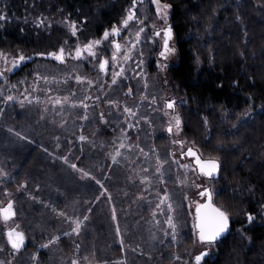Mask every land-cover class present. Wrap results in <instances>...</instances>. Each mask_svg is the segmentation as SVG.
Instances as JSON below:
<instances>
[{"label": "trees", "instance_id": "trees-1", "mask_svg": "<svg viewBox=\"0 0 264 264\" xmlns=\"http://www.w3.org/2000/svg\"><path fill=\"white\" fill-rule=\"evenodd\" d=\"M143 1L136 0L135 5L139 6ZM160 1L171 5L170 23L178 63L171 66L168 73L172 84L178 87V94L186 98L179 108L183 136L187 142L195 141V148L203 158L218 156L222 161V171L214 182L217 190L214 203L229 212L230 231L214 246L208 264H264V0ZM131 8L133 0H0V10L8 17L0 20V51L10 56L22 52L31 57L36 56V52L56 50L61 45L74 49L78 43L101 38L104 30L114 24L122 28L121 21ZM37 17L47 18L44 26H37ZM69 21L77 22L76 37L71 36ZM59 64L43 57L34 58L18 70L17 77L21 79V73L27 69L31 71L44 65L53 68ZM58 71L55 72L58 74ZM249 108V116L244 117L243 113ZM0 110V145H15L4 149L3 159L10 167L14 163L21 169L8 184L13 190L18 189L14 194L15 217L17 221L27 223L29 216L28 226L21 222L26 244L16 255L9 256L11 260L17 258L22 263L28 255L35 254L36 261L39 258L41 264H53L54 250H50L49 245L42 247L53 236L58 239L51 244L52 249L59 248L65 257L69 252H79L76 245L82 246L79 252L82 264H137L128 261L126 255L130 258L140 255L146 259V255L151 256L153 260H144L145 264H181L186 258L192 235H185L177 245L155 247L144 236L146 231L137 235L133 233V239H124L126 250L124 248L123 256L115 233L110 226L106 227L112 223L107 198L100 194V188L92 181L78 182L77 173L71 167L76 163L82 168L81 164L89 153L84 145L75 147L73 153L67 143L59 148L60 153L54 143L52 149L41 151L43 139L51 133V130L47 133L48 123L28 116L26 119L20 117L28 121L22 125L19 118L12 119L7 115V109L0 106ZM16 132L29 137V141L16 136ZM101 137L113 139L110 131ZM94 145L97 146L98 142ZM59 156L68 157V163ZM101 160L100 150L92 153L88 161L95 165L92 174L99 171ZM100 173L101 176L109 174L107 184H117L121 179L107 167ZM23 178L25 182L31 180L30 185L26 182V188H18ZM37 185H42L41 192L46 190V193L38 194ZM25 197H34L43 203L44 200L50 201L45 209L50 212L51 219L43 220L41 214L44 211L40 212L35 201L37 208L32 215L31 211L28 214ZM95 197L99 199L94 201ZM113 198L117 203L116 194ZM174 198L177 200L178 196ZM75 199L81 203L94 201L88 203L93 208L79 235L71 233L73 224L67 220V216H74L68 205ZM54 209L63 210L67 216L57 219ZM249 212L254 214L251 223L246 215ZM180 213L189 223V233L188 213L181 207ZM145 214L149 212L145 211ZM121 226L122 229H131L132 223L126 220ZM3 239L1 237L6 248ZM174 254L182 259H173Z\"/></svg>", "mask_w": 264, "mask_h": 264}, {"label": "rangeland", "instance_id": "rangeland-1", "mask_svg": "<svg viewBox=\"0 0 264 264\" xmlns=\"http://www.w3.org/2000/svg\"><path fill=\"white\" fill-rule=\"evenodd\" d=\"M163 5L164 3L160 1L159 6L161 12L157 13V5L154 4L152 0H144L141 5L136 6L134 9L135 16L129 21L126 28L123 29L118 26L121 28V35L117 40L123 47L119 53L121 59L118 61L117 66H113L111 63V56L114 51L111 40L116 39L115 36L110 37L108 40H104L102 44L98 46V58L107 57L110 61L106 72H101L99 70L98 58H91L85 53L84 56L77 59L73 52V54L67 56L63 62L56 61L52 57H43L57 63L59 62L60 64L53 68L44 65L43 67L39 66L32 68L31 71L27 69V71L21 73L22 78L18 79V70L26 63L32 62L34 58H40V56H31L30 59L21 62L16 67H12L11 64V60L14 56L7 54V64L2 58H0V70L12 68V71H5V75L0 76V106L1 108L7 109L6 113L7 115L9 114L12 119L19 118L22 125L25 122H28L24 120L28 116L38 117L39 120L48 123L49 132L47 131V133H50V130L51 133L48 137L43 139L44 144L40 145L41 151L52 149L54 143L58 149L56 150L60 153L59 148L63 146V143H67L69 147H71L69 151L73 153L75 147L80 148L84 145L89 153L81 164V167L85 171L90 172L91 175L87 177L83 176L82 173L78 171V169H80L78 166L77 169H75L77 173V181L79 182L87 179L92 181L100 188V194L107 198L109 214L111 217L110 220L112 223L111 225L107 224L106 227L108 228L110 226L111 230L115 233L116 243L120 245V248V237L116 234L117 226H119L122 236L125 237H123V239L127 240L128 238L133 239V233H136L137 235L141 232L145 233L146 231L144 236L149 239L155 247L160 244L163 246L165 244L167 247L169 244L177 245L185 235L190 234L192 235V241L190 242L189 247L186 248V258L181 261V264H184L185 261L190 260L196 253L203 250V247L199 243H193L195 203L197 201L203 202L204 199L198 195L199 189L195 187V184H201L215 190L216 187L214 186L215 180L206 179L204 176L197 173L196 168L192 164V160L187 157H180V146L174 145L172 141L174 139L185 140L183 136V126H181L180 133H176L174 129L173 134H169L166 130V126L172 119V116L177 112L180 114L179 108L186 102V98L178 94V87H175L172 84L168 73L169 68L178 63L175 38L171 43V46L176 49L175 54L171 55L166 60H161L157 57L159 47L157 42L155 43L154 41V33L155 30L166 27L171 15V8L165 10L163 9ZM164 11H167V16L164 15ZM141 28H143L144 31L140 33L139 40L137 41L136 33ZM132 41H137L134 47ZM129 48H132V51L129 53L130 60L124 61L122 59L123 53L128 51ZM65 49L66 51L73 50L68 48ZM141 59L143 60V64L138 68L137 64ZM158 61L161 64H166L167 67L161 69L158 66ZM119 64H123L126 72L123 76L118 77L115 84H111L113 72L120 71ZM141 69H143L141 75H135V72L141 71ZM58 70H60V73ZM55 71H58V74ZM36 73L40 74L39 78ZM77 74L88 77L93 83L88 84L87 81L78 83L74 79ZM44 76H47L48 79H43L42 77ZM102 85L103 88H101ZM129 88L132 89V93L127 95L126 93H128ZM9 95L13 96L14 99L10 101L5 100L4 98ZM85 96L89 97L88 100L84 101V103L89 105L87 111L84 109L83 105L79 103V101L84 100ZM153 96L158 98L157 102H153ZM25 97H27V99H25ZM65 97H67V99H65ZM92 97H99V100H93L91 99ZM173 98L176 100L175 109H166L164 106L165 100ZM56 100H59L60 103H55ZM108 100L116 101L117 104H108ZM125 105L132 107L133 111L137 113V116L130 117L127 113H124L123 108ZM101 113L104 114L107 121L106 123L101 120ZM85 115L87 116V119H81V117H84ZM144 116L148 117L147 121L142 119ZM20 117H23L24 119ZM137 120L139 121V127L129 129L128 123L135 124ZM122 129H128L127 133L123 132ZM106 131H110L113 135V139L107 140L101 137ZM80 135H84L87 139L81 141L79 139ZM125 136L128 137L126 140L124 139ZM121 140H123L125 144L131 143L133 146L139 144L140 147L143 148V152H140V150L135 147L132 149H128L127 147L121 148V155L117 158V162H114L111 159L110 154L119 147ZM96 141L98 142V145L93 146ZM57 144H59V147H57ZM33 145L38 146L37 143H33ZM13 146L15 145H0V169H3L8 173L6 176H0V204L6 203L9 198L14 199L16 196L14 194H16L18 190L17 188L13 190L8 184L13 180L14 175L17 172L19 173L21 169L14 163L13 165L9 163L11 165L10 167L7 164V161L5 162L3 159L4 149L7 150L8 147L11 148ZM189 146L190 144L185 143L184 150L186 151ZM97 150L101 151V162L103 161V163L100 165L99 171L92 174V169H94L95 165H91L88 161L92 157V153ZM196 150L198 151V149ZM49 153L55 158H58L56 154H53L50 151ZM170 153L175 154L177 162L172 161ZM157 156H159L162 161H166L164 164L159 165L162 168L165 183L160 182L158 174L155 172V169L158 166L156 159ZM181 164H189L191 167H179L178 165ZM106 167L109 168L111 173H116V175L121 176L119 183L114 185L106 183L109 179V174L106 173L101 176L100 173L104 171ZM144 169H148V172L145 173L143 171ZM10 170L12 171L13 177L11 176ZM145 174L150 177V180L147 182L141 180V177ZM93 177L101 181L103 188L101 187V184L96 183V179H93ZM24 179L25 178H23L22 184H24V188H26V182L27 185H30L31 180L29 182L26 179L25 182ZM181 181H183V183H181ZM145 184L148 186L145 187ZM40 186L39 188L36 187L37 193L45 194L46 190L41 192L42 188ZM5 188L8 189L11 196L5 194ZM165 189L168 191L174 213L179 219L181 225L180 239L176 244L171 242L170 236L165 237L164 235V230L168 228L167 224L164 223L168 212L167 202L161 205L163 212L156 209V205L160 203L159 197L163 195ZM216 192L217 190L215 193ZM109 193L111 194V202L109 201ZM114 194L118 197L117 203L114 202ZM89 195L91 196V193H89ZM186 195L188 197L187 199H185ZM175 196H178L177 200L174 198ZM34 199L36 198H24L25 203L29 206L28 214L31 211L32 215V212L37 208L34 204L35 201L41 210L40 212L44 211L42 214L38 213L41 214L43 220L48 218L51 219L50 212L45 209L46 204L50 203V201L44 200L45 203H43L40 200ZM96 200H98L97 197H95L94 201ZM94 201L91 199L81 203V201L76 199L71 200L68 208L69 212L74 214V216H71L73 220L83 219L84 216H87L88 219L84 220L83 224L88 222L89 214L93 208V206L90 207L88 203ZM119 203L121 204V207H119ZM179 206L186 209L190 218L191 229L189 233H187L189 230L187 224L189 223H187V219L181 215ZM113 207H115L117 212V219L115 221L112 219ZM89 209H91V211H89ZM154 209H156L155 216L153 215ZM145 211H148L149 214H145ZM51 214L54 215V212H51ZM27 217L29 222V216ZM32 217L36 218V216ZM55 217L57 219H62V216H60L58 212ZM126 220H129V223H132L131 229H122L121 223ZM157 221H159V223H157ZM21 222L22 224L24 223V226H28V222L25 223L24 220ZM21 222L17 221L16 217H13L12 220L7 222V224L0 220V260L11 262V264H34L32 259L33 255H28L25 258V262L22 263H20V260L17 258L10 259L11 255L17 254V251L11 250V246L7 244L6 236L4 234L5 229L9 226L15 227L16 225H19L20 230H22ZM133 222L135 223V227L133 226ZM83 234H85V232ZM1 237L4 238V245L6 248L3 247ZM96 237H98V235ZM26 240L27 239L25 238V244ZM161 241H164V243H161ZM81 248L82 246H79L76 249H79L80 252V250H82ZM124 248L123 250L121 248L123 256ZM49 249L54 250L53 261H51L53 264H72L73 259L77 260L78 264H82L83 260L81 255H79V252L73 254L69 252L68 256L65 257L59 248L52 249L51 244H49ZM86 249L87 248H85V251L88 250ZM213 252L214 247L211 249V254L207 257L208 259L212 258ZM1 254L6 255V257L4 256L3 258ZM146 256L147 259L140 255L132 256L131 258L126 255V258L128 261L137 262V264H145L144 260H153L151 256ZM84 261H86V258ZM35 264H41L39 258L38 261L35 259Z\"/></svg>", "mask_w": 264, "mask_h": 264}, {"label": "snow or ice", "instance_id": "snow-or-ice-1", "mask_svg": "<svg viewBox=\"0 0 264 264\" xmlns=\"http://www.w3.org/2000/svg\"><path fill=\"white\" fill-rule=\"evenodd\" d=\"M152 2L154 4L157 5V13L161 12V8H160V0H152ZM135 4H136V0H133V9H135ZM171 5L170 4H164L163 5V9H168L170 8ZM237 7H239V5H237ZM164 15L167 16V11H164ZM135 16V11H129L128 15L121 21V23L123 25H128L129 21L132 20ZM8 17L5 14V12L3 10H0V20H6ZM47 18H41V17H37L36 18V24L37 26H44L45 25V20ZM66 20L68 18H65ZM237 19H240L239 16H237ZM70 23V28H71V34L72 36H77V26H76V21H69ZM120 27L116 26L115 24L110 28V29H105L103 32V35L101 38L99 39H88L86 43L83 44H76V46L74 47V49L72 51H66L64 45H61L58 49L56 50H51V51H41V52H36L34 53V55L36 56H40V57H52L54 58L56 61H60L63 62L65 61L67 56H71L74 52L75 57L77 59H79L80 57L84 56L85 53H87L91 58L97 59V48L98 46H100L102 44V42L104 40H108L110 37L113 36H119L120 35ZM144 29L141 28L137 33V41L139 40L140 37V33L143 32ZM155 35H160V32L157 31L155 33ZM163 36H164V42H163V50L160 52V56L161 57H167L168 53H173L176 51L175 47L170 46V41L172 39V27L171 25H169L168 27H166L163 30ZM137 41H132V45L133 47L135 46V44L137 43ZM68 41L65 40V44H67ZM112 46L114 51L112 52V56H111V63L113 64V66H117L118 61L121 59L119 53L121 51V48L123 47L121 45V43L116 40V39H112L111 40ZM132 51V48H129L128 51L123 53L122 59L124 61H128L130 60V55L129 53ZM142 55V53H141ZM241 55H243V53H241ZM0 58H2L5 63H8V58H7V54L4 53L3 51H0ZM30 59V57L25 56L22 52L17 55L14 56L11 60V64L12 67H16L18 66L21 62ZM99 59V70L101 72H106L108 69V65L110 63L109 59L107 57L104 58H98ZM197 62L199 63V58L197 57ZM158 66L163 69L165 67H167L166 64H161L159 61L157 62ZM143 64V60L141 59L139 61V63L137 64V67L140 68V65ZM120 68L119 72H113V77H112V81L111 84H115L117 82L118 77H121L125 74L126 69L124 68L123 64H119L118 65ZM5 71H12V68H7L6 70H0V76H4L5 75ZM141 72H143V69H141V71H137L135 72V75L140 76ZM37 77H40L39 73H36ZM43 79L47 80L48 77L44 76L42 77ZM74 79L79 83V82H84L87 81L88 84H92L93 81H91L90 79H88V77L77 74L75 75ZM237 83V82H234ZM101 88H103V85L101 86ZM132 93V89L129 88L128 93H126L127 95H130ZM5 100H13L14 97L9 95L7 97L4 98ZM25 99H27V97H25ZM65 99H67V97H65ZM89 97L85 96L84 100L79 101L80 104L83 105L84 109L87 111L89 105L87 103H84L85 100H88ZM91 99L93 100H99V97H92ZM157 97L153 96L152 100L153 102H157ZM55 103H60L59 100H56ZM108 104L111 105H115L117 104L116 101L113 100H108L107 101ZM164 106L166 109H170V110H174L176 107V100L175 98L173 99H168L165 100L164 102ZM2 111V110H0ZM124 113H127L128 116L130 117H135L137 116V113L133 111L132 107H129L128 105H125L123 108ZM251 112V109L249 108L247 111H245L243 113L244 117H248L249 113ZM101 120L104 121L105 123L106 118L104 117V114L101 113L100 114ZM81 119H87V116L85 115L84 117H81ZM142 119L144 120H148L147 116L142 117ZM174 121V123H173ZM239 122V121H238ZM150 123V121H149ZM205 126L208 125V119L207 117H205L204 120ZM181 126H182V119H181V115L177 112L172 116V119L168 122L167 126H166V130L169 134H173V130L175 129L176 133H180L181 132ZM133 127H139V121L137 120L135 124L133 123H128V128H133ZM233 127H236V125H234ZM9 131H12V129H9ZM123 132L127 133L128 129H122ZM211 133L209 132V135ZM16 136L21 137L24 140H28L29 137L27 136H23L20 132H16ZM128 137L125 136L124 139L126 140ZM79 139L81 141H84L87 139V137H85L84 135H80ZM174 145H179L180 146V157H193L194 161H195V166L198 168L199 170V174L207 177V178H211V179H215V177L222 171V161L220 160V158L218 156L215 157H211L208 159H203L202 158V153L197 151L195 149V141H191V142H187L186 140H182V139H174L173 141ZM185 143H189L190 146L187 147L186 151L184 150V145ZM57 147H59V144H57ZM127 147L128 149H132L133 147L138 148L140 150V152H143V148L140 147L139 144H136L135 146H133L131 143L125 144L123 142V140H121L119 147H117L110 155H111V159L114 162H117V158L121 155L120 149L121 148H125ZM220 147H222V145H220ZM45 151H47V149H45ZM147 155V154H145ZM171 157H172V161L173 162H177V158L175 156L174 153H170ZM60 159L64 160L65 163H68V157L66 156H62L60 157ZM157 167L155 169L156 174H158V177L160 179L161 183H165V177L162 171V168L159 166L161 164H164L166 161H162L159 156H157ZM179 167H183V168H190L191 166L189 164H181L178 165ZM71 167L73 169H77V164L76 163H72ZM78 171H80L82 173L83 176L87 177L90 176L91 173L88 171H85L84 169L80 168L78 169ZM145 173L148 172V169H144L143 170ZM8 175L7 172H5L3 169H0V176H6ZM93 179H96L95 177H93ZM141 180L144 182H147L150 180V177L145 174L141 177ZM96 183L97 184H101V181L99 179H96ZM181 183H183V181H181ZM148 185L145 184V187H147ZM24 184H21L18 186V188H23ZM101 187L103 188V184H101ZM195 187L197 189H199L198 195L200 197H203V202L197 201L195 203V218H194V223H193V233H194V241L193 243H199L202 247L203 250L199 251L198 253H196L190 260L185 261L184 264H208V261L206 260V257H208L211 254V249L217 245L218 243H220L222 241V239H224L226 237V234L230 231V223H231V218H230V214L229 212L218 206L216 203H214V193H215V189L213 188H209V187H205L201 184H195ZM37 188H39V185H37ZM106 191V189H105ZM4 192L6 195L11 196V193L8 192V189L5 188ZM187 195L185 196V199H187ZM97 199H99V197H97ZM160 199V203L156 205V209H159L161 212H163V208L161 207V205H163L165 202H167V218L164 221L165 224H167L168 228L166 230H164V235L165 237H169L171 239V242L173 244H176L179 242L180 239V222L179 219L177 218V216L174 213L173 210V205L170 202L169 199V194L168 191L165 189L163 192V195L159 197ZM109 201L111 202V194L109 193ZM16 201L12 198H9L7 200L6 203L4 204H0V220L4 221L6 224L8 221L12 220L13 217H15L17 215V209L15 207ZM264 207V206H262ZM156 209L153 210V215L155 216V212ZM54 211H57L58 214L60 216H67V213H65L63 210H58V209H54ZM89 211H91V209H89ZM247 215V220L248 222H252L254 220V214L249 212L246 214ZM88 217L84 216L83 219H75L73 220V218L71 216H67V220L71 221L73 226L71 227V233H75L77 235L80 234L81 232V226L84 223V220H87ZM112 219L115 221L117 219V212L115 207L112 208ZM157 223H159V221H157ZM5 236L7 238L6 242L8 245L11 246V250L13 251H20L23 247H24V242H25V233L24 231L20 230L19 225H16L15 227H6L5 229ZM116 234L118 237H120V244H121V248L123 250L124 248V239L121 233V230L119 228V226H117L116 228ZM58 239L57 236H53L47 244L42 245V247H47L49 244H52L54 241H56ZM161 243H164V241H161ZM76 247L78 248L79 245H76ZM138 247V246H137ZM33 262L35 264V254H33ZM173 259L175 260H180L182 259L180 256L175 255L173 256ZM0 264H11V262H6L3 260H0ZM72 264H78V261L73 259L72 260Z\"/></svg>", "mask_w": 264, "mask_h": 264}, {"label": "flooded vegetation", "instance_id": "flooded-vegetation-1", "mask_svg": "<svg viewBox=\"0 0 264 264\" xmlns=\"http://www.w3.org/2000/svg\"><path fill=\"white\" fill-rule=\"evenodd\" d=\"M169 25H171L170 20H169L168 24L166 25V27H168ZM166 27H165V28H166ZM171 27H172V25H171ZM165 28H160V29L155 30V33H156L157 31H159V32H160V35H155V33H154V37H153L155 43L157 42L158 47H159V51H158V55H157V57L160 58L161 60H166L168 57H170L171 55H174L175 52H176V51H175V52H173V53H168L166 58L160 56V52L163 50V42H164L163 30H164ZM174 38H175V35H174L173 28H172V39H171V41H170V46H171V43H172V41H173ZM185 157H186V156H185ZM205 178H206V177H205ZM206 179H208V178H206ZM207 259H208V258L206 257V260H207Z\"/></svg>", "mask_w": 264, "mask_h": 264}, {"label": "water", "instance_id": "water-1", "mask_svg": "<svg viewBox=\"0 0 264 264\" xmlns=\"http://www.w3.org/2000/svg\"><path fill=\"white\" fill-rule=\"evenodd\" d=\"M136 6V5H135ZM131 11H133V9H131ZM126 25H122V28H125ZM120 35H121V32H120ZM119 35V36H120ZM119 36H115L116 40L119 38ZM187 157V156H186ZM188 159L192 160V164L194 165V167L196 168V171L197 173H199V170L198 168L195 166V161H194V158L193 157H187ZM219 177V174L215 177V179H212V180H216L217 178ZM207 178V177H206ZM208 179H211V178H208ZM195 218V216H194ZM229 233V232H228ZM228 233L226 234V236L228 235ZM24 246H25V242H24ZM24 248V247H23ZM22 248V249H23Z\"/></svg>", "mask_w": 264, "mask_h": 264}, {"label": "bare ground", "instance_id": "bare-ground-1", "mask_svg": "<svg viewBox=\"0 0 264 264\" xmlns=\"http://www.w3.org/2000/svg\"><path fill=\"white\" fill-rule=\"evenodd\" d=\"M199 174V173H198ZM200 175V174H199Z\"/></svg>", "mask_w": 264, "mask_h": 264}]
</instances>
